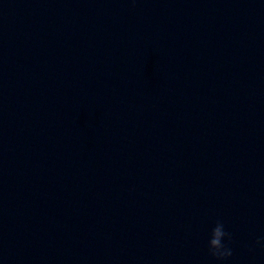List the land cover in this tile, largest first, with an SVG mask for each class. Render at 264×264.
Instances as JSON below:
<instances>
[{
    "label": "clouds",
    "instance_id": "clouds-1",
    "mask_svg": "<svg viewBox=\"0 0 264 264\" xmlns=\"http://www.w3.org/2000/svg\"><path fill=\"white\" fill-rule=\"evenodd\" d=\"M231 239V233L226 231L224 223L217 220L207 241L208 255L218 262L227 261L233 255L232 248L229 243H226V241L230 242ZM255 246L264 248V238L256 239L253 247Z\"/></svg>",
    "mask_w": 264,
    "mask_h": 264
}]
</instances>
